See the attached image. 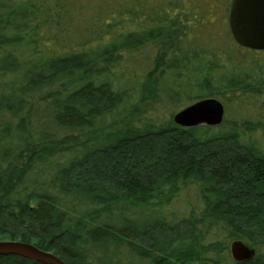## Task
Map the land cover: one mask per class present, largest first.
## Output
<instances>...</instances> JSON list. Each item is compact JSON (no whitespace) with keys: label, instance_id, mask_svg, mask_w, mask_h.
<instances>
[{"label":"trees","instance_id":"1","mask_svg":"<svg viewBox=\"0 0 264 264\" xmlns=\"http://www.w3.org/2000/svg\"><path fill=\"white\" fill-rule=\"evenodd\" d=\"M231 4L0 0V240L65 264H264V50L235 41ZM209 97L226 128L116 129ZM235 239L254 256L218 263Z\"/></svg>","mask_w":264,"mask_h":264},{"label":"water","instance_id":"2","mask_svg":"<svg viewBox=\"0 0 264 264\" xmlns=\"http://www.w3.org/2000/svg\"><path fill=\"white\" fill-rule=\"evenodd\" d=\"M229 27L235 41L252 50H264V0H232ZM224 117V106L214 97L193 102L173 115L175 124L193 127L200 124L219 125ZM231 257L246 261L254 256V250L240 239L230 243ZM13 254L43 264H65L60 258L34 244L18 240H0V255Z\"/></svg>","mask_w":264,"mask_h":264},{"label":"rangeland","instance_id":"3","mask_svg":"<svg viewBox=\"0 0 264 264\" xmlns=\"http://www.w3.org/2000/svg\"><path fill=\"white\" fill-rule=\"evenodd\" d=\"M218 100L220 99L218 98ZM171 113H172L171 108H160L159 103L150 101L144 104L138 113L129 116L127 120L124 123H122L120 126H118L116 129L126 130L130 128L138 127L137 129L140 130L154 131L160 127H167L169 125L175 124L173 121V116H171ZM152 120H154V122H152V124L150 125L148 121H152ZM218 126H220L221 129L226 128L228 126V122H224V123L221 122ZM110 129L111 128H108L107 130ZM263 130L257 131L255 134L252 135V138L254 139V141H257L258 143L264 145V137L261 138L262 137L261 134L263 133ZM216 260L218 261V263H225L231 261L232 257L230 253V248H228V250H226L224 253L216 257Z\"/></svg>","mask_w":264,"mask_h":264}]
</instances>
